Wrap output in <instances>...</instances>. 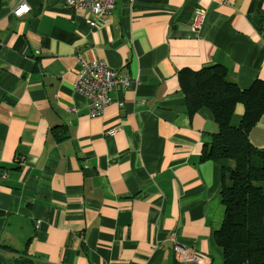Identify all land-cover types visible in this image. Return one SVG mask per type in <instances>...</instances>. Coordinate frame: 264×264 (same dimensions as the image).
Instances as JSON below:
<instances>
[{"label":"crops","instance_id":"0c3cea01","mask_svg":"<svg viewBox=\"0 0 264 264\" xmlns=\"http://www.w3.org/2000/svg\"><path fill=\"white\" fill-rule=\"evenodd\" d=\"M93 20L66 0H2L0 264H188L178 246L224 264L223 172L204 159L219 127L188 112L180 73L264 81V0H119ZM80 60L132 79L95 119L73 88ZM249 139L264 149V116Z\"/></svg>","mask_w":264,"mask_h":264},{"label":"trees","instance_id":"16d2710c","mask_svg":"<svg viewBox=\"0 0 264 264\" xmlns=\"http://www.w3.org/2000/svg\"><path fill=\"white\" fill-rule=\"evenodd\" d=\"M180 83L188 112L207 108L219 127L204 159L219 163L223 172L226 212L215 240L224 264H264V149L249 139L264 116V81L258 79L242 90L226 67L213 65L180 73ZM239 105L244 113L240 125L233 127Z\"/></svg>","mask_w":264,"mask_h":264},{"label":"built area","instance_id":"2783aa9c","mask_svg":"<svg viewBox=\"0 0 264 264\" xmlns=\"http://www.w3.org/2000/svg\"><path fill=\"white\" fill-rule=\"evenodd\" d=\"M119 0H66L68 7L84 11L93 17L91 26L96 27L98 20L109 16L116 9ZM131 3L133 0H122ZM30 13V7L21 3L15 10L17 17H24ZM205 21L203 14L194 17L191 29L194 32L200 31ZM80 71L74 82V91L84 96L89 101V116L92 119L101 117L106 108L111 103L110 94L115 85L120 84L128 88L132 84V79L115 71L100 60L79 61ZM175 252L183 263L188 264H210L206 256L190 251L189 249L178 246Z\"/></svg>","mask_w":264,"mask_h":264}]
</instances>
